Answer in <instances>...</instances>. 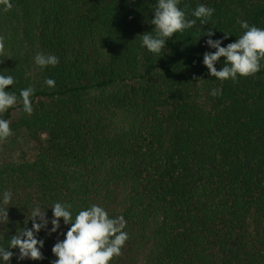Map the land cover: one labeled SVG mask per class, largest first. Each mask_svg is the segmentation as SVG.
<instances>
[{
  "label": "trees",
  "instance_id": "1",
  "mask_svg": "<svg viewBox=\"0 0 264 264\" xmlns=\"http://www.w3.org/2000/svg\"><path fill=\"white\" fill-rule=\"evenodd\" d=\"M11 3L0 9V71L15 77L18 97L34 88L33 112L18 103L0 118L35 147L31 159L0 156V193H12L0 245L34 206L50 220L55 202L70 204L73 218L95 204L126 221L112 264H264V61L235 83L202 63L214 51L209 29L213 40L230 35L226 46L243 34L241 20L264 28V0H180L189 19L198 4L215 12L159 55L140 37L153 30L156 0ZM40 53L59 64L41 70ZM223 66L221 58L215 67ZM66 231L62 221L57 234L41 230L44 259L19 264H51Z\"/></svg>",
  "mask_w": 264,
  "mask_h": 264
},
{
  "label": "clouds",
  "instance_id": "2",
  "mask_svg": "<svg viewBox=\"0 0 264 264\" xmlns=\"http://www.w3.org/2000/svg\"><path fill=\"white\" fill-rule=\"evenodd\" d=\"M179 4L180 0H156L153 18L150 20L153 30L140 36L141 46L149 53L159 55L175 34L192 29L197 20L201 25H207L215 12L212 7L198 4L191 11L194 19H189ZM11 8V0H0V9L9 11ZM239 25L243 34L226 46L221 45L230 35L224 34L223 39L213 40L215 33L211 29L203 35L208 37L205 45L214 51L205 52L202 63L210 76L221 82L231 80L235 83L238 78L254 76L260 71L261 61H264V28L250 25L246 20H241ZM4 50V38L0 37V52ZM221 58L224 66L217 70L215 65ZM34 62L44 70L49 66L56 67L59 58L40 53L35 56ZM15 83L14 76L4 75L0 71V116L18 103L22 104L24 113L31 115L33 112L31 97L34 88L29 86L20 89L18 97L14 91L9 90ZM44 84L53 88L55 80L46 77ZM218 92V89H212L209 94L215 97ZM11 135L10 121L0 118V143L5 142ZM11 201L10 191L0 193V223L8 222L9 207L5 206L10 205ZM48 209L52 213L50 220L46 211L42 213L39 206L31 209L30 218L27 217L24 227L11 236L8 246L0 245V264H11L13 249L18 250V254H15L18 264L24 260H43L42 249L45 242L39 238V233L43 229H47L49 235L59 233L61 221L67 231L62 234L63 239H58L52 246L51 252L55 259L51 264H112L114 258L121 255V249L128 240L123 216L112 218L103 207L95 204L80 210L74 218L70 204L55 202ZM29 222L31 228L28 227Z\"/></svg>",
  "mask_w": 264,
  "mask_h": 264
},
{
  "label": "rangeland",
  "instance_id": "3",
  "mask_svg": "<svg viewBox=\"0 0 264 264\" xmlns=\"http://www.w3.org/2000/svg\"><path fill=\"white\" fill-rule=\"evenodd\" d=\"M34 147L35 144L29 140L28 136L24 132L19 131L12 133L5 142L0 143V156L16 159L21 154H25L28 159H31Z\"/></svg>",
  "mask_w": 264,
  "mask_h": 264
}]
</instances>
